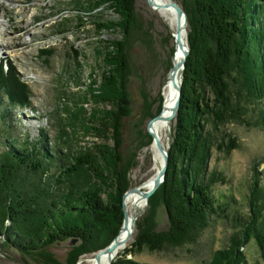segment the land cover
I'll list each match as a JSON object with an SVG mask.
<instances>
[{"label": "trees", "instance_id": "obj_1", "mask_svg": "<svg viewBox=\"0 0 264 264\" xmlns=\"http://www.w3.org/2000/svg\"><path fill=\"white\" fill-rule=\"evenodd\" d=\"M71 1L77 10L95 18L97 10H113L119 18L101 17L94 23L98 31L120 30L123 37L106 42V67L101 76H91L84 100L68 108L71 124L80 123L93 137L91 144L63 154L59 143L47 149L45 144L39 147L38 142L25 139L18 143L10 138L8 148L0 153V234H5L4 244L40 257L44 264H66L47 251L55 242L79 238L81 245L68 253L75 264L80 255L106 248L121 230L124 195L130 188L128 167L121 156L123 119L132 115L127 45L134 35L149 49L153 45L152 32L138 16L137 0ZM180 4L187 13L190 50L168 172L159 188L170 227L150 233L141 225L136 243L113 264H150L138 261L135 255L146 248L162 250L196 241L214 215L227 207L221 206L213 188L225 182L224 174L209 166L214 148L226 145L215 144L208 126L217 129L241 115L244 111L239 110L238 101L242 97L255 104L264 123V0H182ZM171 49L172 54L175 47ZM167 64L169 70L171 57ZM17 75L0 64V99L5 95L13 107H29L28 85ZM143 97L145 114L152 116L157 98L149 99L145 90ZM88 103L90 110L85 107ZM3 108L5 112L9 109ZM160 110L161 105L157 113ZM59 118L61 127L62 116ZM248 203L250 213L243 227L229 247L217 250L212 264H247L240 247L250 238L262 255V261L254 264H264V185L258 179Z\"/></svg>", "mask_w": 264, "mask_h": 264}, {"label": "rangeland", "instance_id": "obj_2", "mask_svg": "<svg viewBox=\"0 0 264 264\" xmlns=\"http://www.w3.org/2000/svg\"><path fill=\"white\" fill-rule=\"evenodd\" d=\"M72 2L0 0V54L9 60L4 68H12L18 72L20 81L28 85L27 91L31 99L29 107H13L7 97L2 95L0 153L8 148L10 138L18 143L25 139L31 143L38 142L39 147L45 144L47 149L54 143H59L63 154L69 152L68 149L75 152L78 148L91 144L93 140L80 123L71 124L68 108H73L75 101L80 104L86 91L90 89L88 86L91 79H99L101 76L103 68L106 67L103 60L107 50L106 42L114 38L121 39L123 34L120 30L98 31L96 28L94 20H102L101 17L119 18L113 10H97L98 16L95 18L86 15L88 13L85 11L77 10ZM136 7L143 26L152 32L153 45L149 49L137 35L131 37L127 45L132 115L123 119L121 156L125 167H128L129 190L134 187L141 190L153 173L151 145L155 144V136L151 130L149 132L151 127L148 128V122L158 114L160 105L162 110V93L170 82L171 68L168 70L167 61L171 57L172 64L175 62L177 48L174 42L173 46L170 44L173 31L169 24L152 11L148 1L137 0ZM170 34L171 38H168ZM166 37L168 42H164ZM173 47L175 50L171 54ZM47 52H51V55L47 56ZM76 52H79L78 56ZM143 90L148 93L149 99L157 98L150 110L152 116L145 114ZM238 104L239 110L241 107L244 111L241 115L229 118L217 129L208 126L212 128L215 144L224 142L226 145L223 149L214 148L209 166L211 170L217 168L224 174L225 182L216 183L213 188L221 206L227 207L224 211L220 210L218 216L214 215L207 228L198 234L196 241L162 250L146 248L135 255L138 261L150 264H212L217 250L229 247L236 238L235 233L243 227L242 223L250 213L248 202L254 180L258 179L264 185V123L250 99L242 97ZM3 107H8V111L5 112ZM85 107L90 110L92 105L88 103ZM261 107L264 108V100ZM176 116L169 120L171 128L165 132L164 143L162 142L168 152L174 139ZM64 130L67 134L62 139ZM44 136L48 142L44 140ZM230 144L236 147L230 148ZM64 145L69 148H64ZM160 187L146 199L145 208L136 214L134 229L126 242L127 247L138 240L141 225H145V231L150 233H160L170 227ZM4 240L5 234H0V264H44L40 257L33 258L31 254L21 252L11 243L4 244ZM79 245V238H68L47 246V251H51L63 263L72 264L74 256H69L68 253ZM126 249L116 256L114 262L123 257ZM240 251L247 264L262 261L259 245L254 239L250 238L240 247ZM98 252L80 255L75 264L96 258Z\"/></svg>", "mask_w": 264, "mask_h": 264}, {"label": "bare ground", "instance_id": "obj_3", "mask_svg": "<svg viewBox=\"0 0 264 264\" xmlns=\"http://www.w3.org/2000/svg\"><path fill=\"white\" fill-rule=\"evenodd\" d=\"M168 1L169 0H153V5H151L152 6L151 9L152 11L158 13L161 17H163L164 20L169 24L170 29L173 31L172 32L173 38L170 43L173 46V42L174 45H176L175 33L177 28V20H176V15L171 8L163 7V4L167 3ZM187 34H188L187 24H182V40L185 47L188 44ZM183 52H184L183 49L176 48L175 56H174L175 62L183 58ZM179 77H180V71H178L176 75L177 82L180 81ZM162 94L164 95V101L161 110L163 117L153 122V124L150 126L151 129L149 128V132L151 130V132L155 136L154 138L156 139L159 137L161 141L164 143L165 132L171 128V121L168 122L167 117L172 113V108L176 102L178 91L173 87L172 83L169 82L164 87ZM151 150L153 152V160H154L153 173L150 176V178L147 181H145V183L142 185L141 188V190H143L142 192H147L154 187L153 178L156 175V173L164 166L163 156L157 150V147L154 143L151 145ZM146 199L147 198L143 193H141V191L137 192V194H132L128 196L126 198V206L129 214V226L128 229L123 230V232L120 234L119 244L115 246L112 251L110 252L104 251L99 255V257L97 258L93 257L91 259H88L85 263L82 262L81 264H113L116 256H118L123 250L127 248L126 242L128 241L129 232L132 231L131 230L132 226L135 225V216L137 213H139V211L145 208L147 204Z\"/></svg>", "mask_w": 264, "mask_h": 264}, {"label": "water", "instance_id": "obj_4", "mask_svg": "<svg viewBox=\"0 0 264 264\" xmlns=\"http://www.w3.org/2000/svg\"><path fill=\"white\" fill-rule=\"evenodd\" d=\"M147 1L150 5H153V0H147ZM163 7L171 8L176 15V20H177V28H176V33H175L176 47L178 49L184 50L183 58L179 61H176V62L173 61L172 67H171L170 72H169V81L172 83L173 87L175 89H177V91H178V96H177L176 102L172 108V113H171V115H169L167 117V120L169 121L177 115L179 108H180L184 69L186 66L187 56L189 54L190 48H189V44H187V46L185 47L183 40H182V24L188 25L187 13L185 12L183 6L177 0H169L167 3L163 4ZM178 71H180V77H179L180 81L179 82L176 81V75H177ZM162 117H163L162 113H158L156 116L152 117L151 120L148 122V128L153 124L154 121H156L157 119H160ZM155 144L157 146L158 151L163 156L164 166L159 170L157 175L153 178L154 187L147 192H142L139 187H134L133 189L128 190L125 193V195H124L125 198L128 197L129 195H131V193L139 192V191H141V193H143L146 198H149L157 190V188L165 181V178H166V175L168 172L169 152H168V150H166L165 146L163 145V143L159 137L155 139ZM123 209H124V213H125L124 222H123V225L121 227L119 234L114 238V240L112 241V243L110 245L106 246V248H104L103 250L98 252V254L96 255V258L99 257V255L101 253H103L104 251H108V252L112 251L114 249V247L119 244L120 234L123 232V230L128 229L129 214L127 212V208L125 206V203L123 205ZM133 229H134V226H132L131 230L133 231ZM132 231L129 232V237L131 236ZM129 237H128V239H129Z\"/></svg>", "mask_w": 264, "mask_h": 264}]
</instances>
